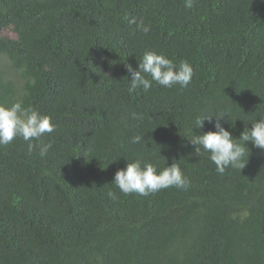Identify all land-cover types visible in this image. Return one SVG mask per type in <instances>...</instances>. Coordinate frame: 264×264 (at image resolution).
<instances>
[{
  "label": "trees",
  "instance_id": "trees-1",
  "mask_svg": "<svg viewBox=\"0 0 264 264\" xmlns=\"http://www.w3.org/2000/svg\"><path fill=\"white\" fill-rule=\"evenodd\" d=\"M185 3L0 0V103L56 124L43 158L0 146V264H264V150L220 175L189 140L205 112L237 138L264 114V0ZM146 51L188 61L189 86L132 90ZM136 159L177 163L187 190L123 194Z\"/></svg>",
  "mask_w": 264,
  "mask_h": 264
},
{
  "label": "clouds",
  "instance_id": "clouds-1",
  "mask_svg": "<svg viewBox=\"0 0 264 264\" xmlns=\"http://www.w3.org/2000/svg\"><path fill=\"white\" fill-rule=\"evenodd\" d=\"M185 6L191 8L193 0H186ZM150 30L148 25L141 26L144 34H148ZM125 67L130 74V88L132 90L142 88L145 92L151 89L153 82L165 88L174 86L187 88L194 74L193 67L188 61L182 60L177 64L166 54L155 51H146L143 54L138 69H133L132 65L127 63ZM225 115L228 114L219 111L198 115L191 129L193 135L188 137L195 146L197 154L201 149L208 153V159L215 165V170L220 175L229 168L241 170L245 166L249 155L247 142L250 141L254 147L264 150V114L252 121V126L246 127L238 138L222 125L221 120ZM205 121L213 124L215 130L195 134L193 129H202ZM55 129L56 124L49 115L25 107L20 100L10 104L0 103V146L22 138L27 142L29 154L38 148L39 155L43 158L51 148V143H44L42 138ZM142 139L141 135H135L131 138V142L139 144ZM115 160L117 159L113 161ZM112 183L125 195L137 193L143 196L170 187L187 190L189 186L188 178L177 163L158 170L155 164L142 162L140 159L131 162L127 160L126 167L115 172ZM108 195L113 199L116 198L112 192Z\"/></svg>",
  "mask_w": 264,
  "mask_h": 264
},
{
  "label": "rangeland",
  "instance_id": "rangeland-1",
  "mask_svg": "<svg viewBox=\"0 0 264 264\" xmlns=\"http://www.w3.org/2000/svg\"><path fill=\"white\" fill-rule=\"evenodd\" d=\"M3 34L7 35V36H10V37H14L15 36L14 33L12 31H10V30L3 31Z\"/></svg>",
  "mask_w": 264,
  "mask_h": 264
}]
</instances>
